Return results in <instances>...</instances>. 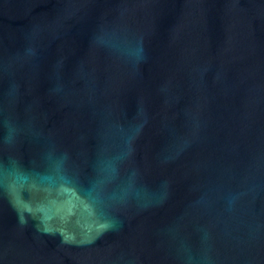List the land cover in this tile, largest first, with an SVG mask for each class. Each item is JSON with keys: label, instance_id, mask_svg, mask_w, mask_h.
<instances>
[{"label": "water", "instance_id": "1", "mask_svg": "<svg viewBox=\"0 0 264 264\" xmlns=\"http://www.w3.org/2000/svg\"><path fill=\"white\" fill-rule=\"evenodd\" d=\"M0 264H264V0H0Z\"/></svg>", "mask_w": 264, "mask_h": 264}]
</instances>
